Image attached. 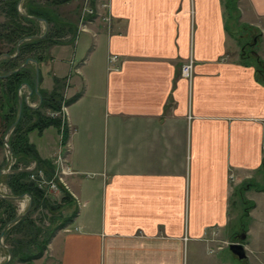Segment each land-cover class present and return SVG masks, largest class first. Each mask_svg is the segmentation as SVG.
Wrapping results in <instances>:
<instances>
[{"label":"crops","instance_id":"obj_1","mask_svg":"<svg viewBox=\"0 0 264 264\" xmlns=\"http://www.w3.org/2000/svg\"><path fill=\"white\" fill-rule=\"evenodd\" d=\"M105 6L39 65L42 90L68 85L75 173L66 188L78 210L49 256L57 264H231L232 251L214 256L228 249L231 200L264 159V78L255 56L243 59L223 0ZM237 16L264 61V0H239ZM190 58L191 81L181 74ZM51 130L34 143L43 158Z\"/></svg>","mask_w":264,"mask_h":264},{"label":"rangeland","instance_id":"obj_2","mask_svg":"<svg viewBox=\"0 0 264 264\" xmlns=\"http://www.w3.org/2000/svg\"><path fill=\"white\" fill-rule=\"evenodd\" d=\"M24 1L22 2L20 7L18 6V9L21 11L22 14H27V13L29 14V10L31 6L35 8L34 10L39 11L42 14H46L47 11L48 13L51 12L52 16L54 15L55 16L54 18L58 22L57 23L56 20L55 22L53 21V24H51V26L55 28V25H58L61 28L64 27V30L66 31L65 32L63 30L64 31L63 37L54 38L56 41H58V44L51 45L49 48L45 50V52L43 53V56H46L47 58H49L50 56L49 52L53 46L70 43L71 40L77 38L79 32L83 30L88 25V23L95 22L99 17L98 16L99 7H102L104 4L106 5L104 8H107V0H105V2L103 0L102 1L96 0L94 1V4H93V0H73V1H70L62 5L52 4L53 0H32V1L27 2L26 6H23ZM225 2L226 0H223L224 5H226ZM1 6L2 4L0 3V24L7 21L6 19L7 16L2 12ZM236 7H237V10L235 11L236 13L234 14V18L230 17V13L228 10H226V16H227L228 22H230L229 28L231 29V33L238 36V38L240 37L239 38L241 41L240 45L242 47V45L245 43L252 44L253 37L250 33L248 35L245 30H243V33L239 30V27H241V24H238L239 18L238 20H236L237 11L239 12V0L236 3ZM71 29H76V33H77L76 36H73V37L71 36L72 35ZM68 30L70 31V33L68 32ZM39 31L43 34L45 33L46 26L44 23L40 22ZM255 45L257 44H254L253 46L247 45V50L255 49ZM258 47L260 46L258 45ZM12 48H13V44H10V43L4 44L1 51L7 53ZM260 59L262 62H264L262 58ZM192 61H193V75H194L195 62L193 58H190L183 66H185L187 63H190ZM110 62L113 63L114 61L111 60ZM30 64H33V63H30ZM182 68H181V74H182ZM261 68H263L262 65H261ZM193 75L190 79H187V78L186 79L191 81L193 78ZM58 86H59V93L61 94L63 98L61 102L60 111L58 112L43 111L47 116L61 120L60 131L53 126L47 128V129H50V128L52 129L47 135V140H49L48 142L50 143L47 147H51V149L49 150L48 153H45V152L43 153L45 158L42 157L43 159L50 160L55 166V172H54L53 177L51 179H48L46 175L44 174V172L40 171L37 173V165L35 162L24 164L22 161H19L18 159L13 158L12 153L11 154L8 153L6 145L4 148L0 149V167L4 171V174L7 176H10L15 172L16 173L24 172V171L30 172L31 173L30 180L37 183L38 187L41 190L45 191L46 197L44 198L48 199L49 206L50 204H62L63 203V200H65L66 194L60 191V185L66 188L67 187L66 178L74 175L75 173V172H72L71 167L68 164L69 163L68 159H67V151H68L67 139L69 136L68 135L69 134V130H68V105L69 104L68 102H66L65 96L66 98H68V95H67L68 85L67 83L60 80V83ZM24 90H25V94H29V90L26 86H24ZM38 103H39V99L31 100V98H29L27 104L33 108H36L38 107ZM64 112H65V119H64V114H63ZM3 117H4V110L0 108V138H2V135L5 132L8 126V123L11 121V120L10 121L7 120L6 122ZM31 122H33V120ZM12 132L8 135V139L10 135L12 134ZM43 132H40L38 130H33L32 132H30L29 133L30 143H32L33 145H35L34 143L37 144L40 141L41 139L40 135L43 134ZM249 183H252L258 187L257 189L255 188L251 189V193H254V194H250L251 195L250 197L256 194L257 197L255 196L253 198H256L257 201L259 202V208L256 212H254L255 210H253L254 207L251 208L249 211V217L245 218L244 217L245 205L247 207L250 205L243 204L242 200L245 199L247 201L248 199L247 191L244 192L243 194L244 198H241L236 193L234 194L233 199L231 200V207H230L231 218H230L229 225H228V235H229L230 240L228 239L229 241H226V243L224 244L225 248H228V249L220 252L217 255H214V256L229 259L230 258L229 256H231L232 254L231 250L229 249V246L232 244L241 242L245 246L246 253L249 255L250 259L247 258L246 260L242 261L243 262L242 263L239 257L233 256L231 264H264V239H263L264 237V159L261 165V169L259 170V173L257 172V174H255L252 181H250ZM54 185H56V187H53ZM0 193L4 196H15L13 194V191L9 188L7 182L5 181H2L0 183ZM30 201H31V205H30ZM12 204L16 209L15 214L17 216L23 215V214H25L24 216L30 215L29 217L30 221L25 224L22 231H20L19 233L17 232L14 233L11 236V238L8 239L7 242L4 241L5 246L8 247L9 250L12 249L11 244L15 245L16 247V244L19 241H23L24 239L28 238L27 234L29 235V233L32 231L37 232V229L43 230L45 232L48 231L50 233H54L58 227H60L63 224H66V226L62 228V229H65L68 225H71L73 223V220L78 213L77 206L73 205V201L68 202V205H65L62 209L55 211L54 214L50 213V211L44 208L43 206L33 207L31 196L30 198L25 197L21 201H17V202L12 201ZM30 206L31 208L29 210ZM3 211H4L3 207H0V213ZM1 216L7 217V213H3L0 215V217ZM70 219H72V221L68 222V220ZM0 226H1V223H0ZM244 227H246L247 232L243 230ZM249 232H251V234L249 235L250 237L248 238L247 235L249 234ZM50 233L46 235L49 236ZM243 234H246V239L242 241L241 236ZM49 245L47 246L46 250L43 252L42 257L33 259L32 261H29V262H27L28 260L23 261V259H27L31 253L38 254L39 252L38 245L36 244L34 245L32 243H30L29 245L27 243V245L22 249L20 257L13 258L12 256V259L10 262H8L9 253L7 252L6 249H4L3 247H0V264H57V260L49 256Z\"/></svg>","mask_w":264,"mask_h":264},{"label":"trees","instance_id":"obj_3","mask_svg":"<svg viewBox=\"0 0 264 264\" xmlns=\"http://www.w3.org/2000/svg\"><path fill=\"white\" fill-rule=\"evenodd\" d=\"M32 0H25L23 6H26V3ZM73 0H53L52 4L54 5H62L66 4ZM93 0V4H94ZM238 0H226L225 6L226 10L229 11L230 17L234 18L235 11L237 10L236 3ZM20 0H0L2 4V12L7 16V21L0 24V39H3L4 42L13 44V48L7 52L9 56L12 58H5L0 62V70L3 69V73L7 74L12 71L17 70L21 67L26 61L34 60L39 65L45 62L48 58L43 56V53L47 48L51 45L58 44L55 37H63L64 35V27H59L55 25V28L51 26L53 21L55 22V16L50 13L42 14L39 11L34 10V7H30L29 14H22L19 9ZM238 12V11H237ZM33 18H39L46 20L48 23V32L47 34L39 38L43 35L39 31L40 22ZM232 20V19H231ZM238 20V16L236 17ZM57 22V20H56ZM27 23V24H26ZM58 23V22H57ZM56 23V24H57ZM64 30V31H63ZM230 31V29H229ZM66 32V31H65ZM25 40V41H23ZM21 41H23L21 43ZM247 45L253 46L252 44L245 43L242 45L243 49V59L250 58L255 56V60L259 65V69L257 70L261 77L264 78V62L257 56L255 49L247 50ZM19 46V47H18ZM5 54V52L0 51V56ZM261 65L263 68H261ZM42 82V77L40 74V83ZM25 85L29 86L34 90L35 88V64H29L27 67L23 68L21 71L16 72L9 76L7 79L0 78V108L4 110V119L11 120L8 123V126L5 132L0 138V149L5 147V137L12 127V125L16 122L19 111V90ZM59 81H56V86L53 92L47 93L41 88L39 89V94L35 92L31 95V100L39 99L38 107L33 108L29 106L27 103L23 105V113L19 123L14 128L12 134L8 139V144L11 148V153L13 158L22 161L24 164H29L30 162H35L37 165V173L42 171L46 175L48 179H51L55 172V166L50 160L43 159L39 152L37 151L35 145L30 143L29 133L33 130H38L43 132L47 128L53 126L60 131L61 128V120L51 118L47 116L43 111L48 112H58L61 108L62 96L59 93ZM33 120V122H31ZM65 132V130H64ZM68 134V132H67ZM68 136V135H67ZM66 136V138H67ZM17 169V167H16ZM2 168L0 167V172ZM31 173L30 172H18L13 173L10 176L3 174L0 178V183L2 181L7 182L9 188L13 191L15 196L22 195H30L32 199L33 207H41L48 209L50 213L54 214L55 211L62 209L65 205H68V202H72L70 199V195L68 190L60 185V191L66 194L65 200H63L62 204H50L46 197V193L44 190H41L37 183L30 180ZM258 187L252 183H247L235 190V193L238 194L241 198H244V192L248 189ZM263 190V189H261ZM70 200V201H69ZM243 204H248L250 206L245 205L244 217H249V211L254 207V204L242 200ZM0 207H3L4 211L0 213H7V217H0V236L4 228L13 221L17 215L16 209L12 204V201L7 200L0 196ZM30 215L24 216L16 225L12 226L9 230L5 232L4 241H8L9 238L14 233H19L24 228L25 224L30 221ZM74 217V216H73ZM72 219L68 220L71 222ZM67 222V223H68ZM69 224V223H68ZM66 224L61 225L56 229L54 233L45 232L43 230L37 229V232H30L27 234L28 238L23 241H19L15 245H12L11 255L13 258L20 257L22 249L27 245L36 244L39 246L38 254H30L27 259H23V261H32L33 259H37L42 257L43 252L46 250L52 238L55 236L56 232L62 228H64ZM35 230V229H34ZM245 232L247 231L246 227L243 229ZM50 233V235H46ZM45 234V235H44ZM44 235V236H43ZM43 236V238H42ZM5 245V244H4ZM1 247V245H0ZM15 247V248H14Z\"/></svg>","mask_w":264,"mask_h":264},{"label":"water","instance_id":"obj_4","mask_svg":"<svg viewBox=\"0 0 264 264\" xmlns=\"http://www.w3.org/2000/svg\"><path fill=\"white\" fill-rule=\"evenodd\" d=\"M24 0H21L19 2V7L21 6L22 2ZM21 12V11H20ZM35 20H38L39 22L41 23H44L45 26H46V31L45 33L40 36L39 38H42L44 37L46 34H47V31H48V23L46 20H43V19H39V18H33ZM25 41V40H23ZM21 41V43L23 42ZM19 47V46H18ZM4 57H8V58H12L11 56L9 55H4ZM3 58V56L0 57V60ZM30 63H33L35 64V88L34 90L32 88H30L29 86H26L29 90V94H27L25 97H22V95L20 94V97H19V111H18V117H17V120L16 122L12 125V127L10 128V130L8 131L7 135H6V138H5V145L7 147V151L9 154H11V148L8 144V135L14 130V128L16 127V125L19 123L20 119H21V116H22V113H23V105L24 103H28V99L31 97V95L35 92L36 94H39V87H40V67H39V64L34 61V60H28L26 61L21 67H19L17 70L15 71H12L10 72L9 74H7L6 76H0V77H5V78H8L9 76H11L12 74L16 73V72H19L21 71L23 68L27 67ZM4 174V171L2 170L0 172V178L1 176ZM0 196H2L3 198L7 199V200H12V201H21L23 200L25 197H28L30 198L29 195H22V196H4L0 193ZM30 205H31V201H30ZM31 206L29 207V210H30ZM28 210V211H29ZM25 214L23 215H18L13 221H11L5 228L4 230L2 231L1 233V236H0V245L1 247H3L4 249L7 250V252L9 253V260L8 262L11 261L12 259V255H11V251L9 250L8 247H6L4 245V235H5V232L7 230H9V228L18 223L23 217H24ZM245 239V235L242 236V240ZM230 250L235 254L237 255L240 259H245L246 258V253L244 251V246L242 244H232L231 247H230Z\"/></svg>","mask_w":264,"mask_h":264},{"label":"built area","instance_id":"obj_5","mask_svg":"<svg viewBox=\"0 0 264 264\" xmlns=\"http://www.w3.org/2000/svg\"><path fill=\"white\" fill-rule=\"evenodd\" d=\"M111 60L116 61L117 58L113 57ZM182 74L187 79H190L192 77V75H193V61L190 63H187L185 66H183ZM63 114H64V119H65V112ZM53 187H56V185H54Z\"/></svg>","mask_w":264,"mask_h":264},{"label":"flooded vegetation","instance_id":"obj_6","mask_svg":"<svg viewBox=\"0 0 264 264\" xmlns=\"http://www.w3.org/2000/svg\"><path fill=\"white\" fill-rule=\"evenodd\" d=\"M24 86H25V85H23V86L20 88V90H19V95H20V94L22 95V90L24 89Z\"/></svg>","mask_w":264,"mask_h":264}]
</instances>
